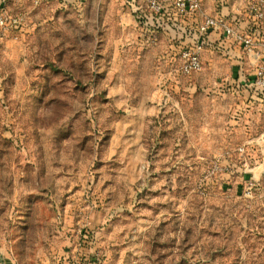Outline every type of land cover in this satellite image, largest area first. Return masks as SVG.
<instances>
[{
  "label": "rangeland",
  "instance_id": "rangeland-1",
  "mask_svg": "<svg viewBox=\"0 0 264 264\" xmlns=\"http://www.w3.org/2000/svg\"><path fill=\"white\" fill-rule=\"evenodd\" d=\"M248 1L224 3L243 18ZM6 3L26 25L0 42V255L90 264L92 227L99 264H264L252 65L208 49L194 75L159 76L152 55L124 59L146 0Z\"/></svg>",
  "mask_w": 264,
  "mask_h": 264
},
{
  "label": "built area",
  "instance_id": "built-area-1",
  "mask_svg": "<svg viewBox=\"0 0 264 264\" xmlns=\"http://www.w3.org/2000/svg\"><path fill=\"white\" fill-rule=\"evenodd\" d=\"M5 1L0 0V42L8 38L13 31H22L26 25L25 16L11 14L3 5ZM171 1L176 13L182 15L189 13L196 20V25L193 26V31L196 34L194 44L187 47L178 46L176 57L178 66L175 70L188 77L201 71L204 53L208 48L223 52L236 59L240 58L241 60L238 61L240 70L244 69V64L248 61L254 68L253 76L251 81L244 78L242 82L247 81V86L251 84L254 87L264 89V0H249L244 9L243 18L242 15L232 17L220 11L216 15H210L203 6V0ZM36 2L39 3L40 0H36ZM167 3L168 0H146L145 14L148 16L162 15L166 11ZM220 4L225 6L224 0H220ZM211 36L220 38L218 46L220 43L221 46L225 47L224 51L219 47L214 48L208 45V39ZM90 232L91 227L80 230V247L87 250L88 255L93 253L94 260L98 262L96 254L90 252L96 243V237L93 241L87 239ZM87 243H92V248H86ZM88 255L84 256L85 260L90 259L86 257Z\"/></svg>",
  "mask_w": 264,
  "mask_h": 264
},
{
  "label": "crops",
  "instance_id": "crops-1",
  "mask_svg": "<svg viewBox=\"0 0 264 264\" xmlns=\"http://www.w3.org/2000/svg\"><path fill=\"white\" fill-rule=\"evenodd\" d=\"M34 1L36 2V0ZM59 1H61L62 4H67L71 1L73 2V0ZM3 5L8 9L6 1L3 2ZM203 6L206 12L210 15H216L220 11L224 14L236 17L239 16L243 11V9L237 8V5H234L233 8L229 6H223L219 8L216 0H203ZM140 8L144 12L143 16L139 15L138 17L134 18V21H132L134 23L133 26H136L137 28L135 27V31L131 29L128 32L131 36L130 38H128V36H124L126 39L123 40L120 45L121 55L124 59L134 58L139 60L143 59L146 55H152L153 63L151 66L155 69V71L158 70L160 72L159 76H166L169 71L174 68L173 63L176 64L179 46L177 44V40L181 38L182 33L183 35L185 34V31L188 28L193 31V26L196 25L195 17L189 13L183 15L176 13L173 9V3L171 0H168L166 11L162 15L157 16V18L145 14V6H141ZM237 68L240 67L237 66ZM239 75L240 77H243L241 73ZM155 83H157V80H155ZM155 95L156 93L148 94L146 97L140 98V101H157L159 98L157 95ZM244 99H246V97H244ZM74 231L75 229L73 232ZM91 231L93 236L96 237V229L91 227ZM92 246L93 244L90 248H92ZM81 251L84 253V255H88L87 250L84 248L81 249ZM90 252H94V247L90 249ZM101 254L100 256H102V261H104L103 251H101ZM86 257L94 259V254L90 253ZM14 261H18L16 257ZM90 264L99 263L96 261Z\"/></svg>",
  "mask_w": 264,
  "mask_h": 264
},
{
  "label": "trees",
  "instance_id": "trees-1",
  "mask_svg": "<svg viewBox=\"0 0 264 264\" xmlns=\"http://www.w3.org/2000/svg\"><path fill=\"white\" fill-rule=\"evenodd\" d=\"M151 17H155L157 18V16H151ZM196 39V34L194 31L190 30L189 28L185 31V34L183 35L182 33V36L180 39L177 40V44L179 46H183V47H187V46H192L194 44V41ZM220 41V38L216 37V36H211L209 39H208V45L214 47V48H217L219 47V49H221L222 51H224L223 49L225 47L221 46L220 43H219V46H218V42ZM252 97V96H251ZM87 239L88 240H91L93 241L94 240V236L92 234V231L87 235ZM92 244V243H91ZM91 244L87 243L86 245V248H90L91 247ZM96 262V260L94 259H90V263H94Z\"/></svg>",
  "mask_w": 264,
  "mask_h": 264
},
{
  "label": "water",
  "instance_id": "water-1",
  "mask_svg": "<svg viewBox=\"0 0 264 264\" xmlns=\"http://www.w3.org/2000/svg\"><path fill=\"white\" fill-rule=\"evenodd\" d=\"M132 6L134 8L135 13H138L141 10V8L137 6L135 3H133ZM0 264H17V263L10 258L0 255Z\"/></svg>",
  "mask_w": 264,
  "mask_h": 264
}]
</instances>
